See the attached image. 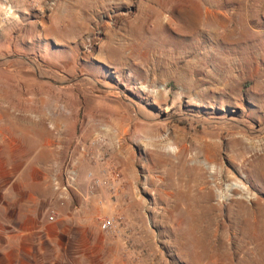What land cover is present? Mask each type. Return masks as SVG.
<instances>
[{"label":"rangeland","instance_id":"rangeland-1","mask_svg":"<svg viewBox=\"0 0 264 264\" xmlns=\"http://www.w3.org/2000/svg\"><path fill=\"white\" fill-rule=\"evenodd\" d=\"M0 4V264H264V0Z\"/></svg>","mask_w":264,"mask_h":264},{"label":"built area","instance_id":"built-area-1","mask_svg":"<svg viewBox=\"0 0 264 264\" xmlns=\"http://www.w3.org/2000/svg\"><path fill=\"white\" fill-rule=\"evenodd\" d=\"M55 183V188H59L58 184H57V181L54 182ZM63 190L67 191V186H63ZM56 215V212L55 210H51L50 211V218H54ZM121 217H113V216H106L105 218H103L100 222V228L102 231H105V232H113L116 228H117V223H118V220H120Z\"/></svg>","mask_w":264,"mask_h":264},{"label":"bare ground","instance_id":"bare-ground-1","mask_svg":"<svg viewBox=\"0 0 264 264\" xmlns=\"http://www.w3.org/2000/svg\"><path fill=\"white\" fill-rule=\"evenodd\" d=\"M210 8V7H209ZM205 10H207V8H203ZM156 12V11H155ZM155 17H156V23H157V26L160 28H162L163 24H162V21H161V18L159 17L158 13H155ZM186 17V16H185ZM200 20V19H199ZM198 20V21H199ZM198 21L196 19V16H188L185 18V27H183V30L182 32L183 33H190L189 35H191V37L194 36L195 32L193 33L194 31V28L195 26L198 24ZM202 21V20H201ZM199 21V22H201ZM206 21L203 19V21L201 22V24L205 25ZM196 29V28H195ZM194 38V37H193ZM194 43L192 42L190 45H193ZM160 127V126H159Z\"/></svg>","mask_w":264,"mask_h":264},{"label":"clouds","instance_id":"clouds-1","mask_svg":"<svg viewBox=\"0 0 264 264\" xmlns=\"http://www.w3.org/2000/svg\"><path fill=\"white\" fill-rule=\"evenodd\" d=\"M14 19H18L14 9L10 6L6 7L0 4V27H3L5 23H11Z\"/></svg>","mask_w":264,"mask_h":264}]
</instances>
